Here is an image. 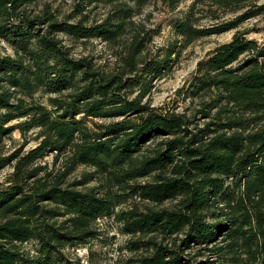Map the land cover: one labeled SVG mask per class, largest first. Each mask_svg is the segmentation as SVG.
<instances>
[{
    "label": "trees",
    "instance_id": "obj_1",
    "mask_svg": "<svg viewBox=\"0 0 264 264\" xmlns=\"http://www.w3.org/2000/svg\"><path fill=\"white\" fill-rule=\"evenodd\" d=\"M36 1L0 0V39L14 52L0 55V172L13 168L0 185V264H82L69 251L97 238L103 218L129 235L120 264H264V42L237 30L173 99L152 102L187 47L264 3L194 0L151 54L157 31L132 18L152 0H89L110 7L91 19L77 4L76 22L33 13ZM61 33L102 41L116 63L77 59ZM15 129L36 130L37 144L7 153Z\"/></svg>",
    "mask_w": 264,
    "mask_h": 264
},
{
    "label": "rangeland",
    "instance_id": "obj_2",
    "mask_svg": "<svg viewBox=\"0 0 264 264\" xmlns=\"http://www.w3.org/2000/svg\"><path fill=\"white\" fill-rule=\"evenodd\" d=\"M193 1L194 0H181L175 9H171L162 0H152L143 8L141 14L137 15H143L144 19L141 22H145V25L148 28L157 31V35L149 46L151 54H154L158 48L154 44V41L157 38H160L163 41L161 46H166L168 43L175 40L173 22L176 19L185 18ZM77 4L83 6L84 13L89 14L91 19L102 17L110 7L103 2H99L98 4L89 3V0H37L34 5L30 6V10H32L33 13L38 14L43 9L47 8L56 14L60 20L65 19L68 22H76L77 17H79L77 16ZM146 8H151L152 11L145 14ZM231 18H233V14H226L221 17V20H229ZM210 23H213V21L204 18L198 24L209 25ZM237 30L243 32L247 31L249 32L247 34L249 38L264 42V12L257 17L247 20L237 29L200 38L187 47L183 51L180 62L176 65L173 73L158 82L156 90L152 95V102L154 105L161 106L173 99L175 97V92L178 89L175 88L173 91L174 85L179 82L182 86L196 69L198 61L206 57L210 50L216 48L222 43L230 41ZM61 37H63L64 41L69 44L68 47L73 56L75 55L77 57L80 55L92 54L103 56V60H108L109 62H112L113 58H115L112 54V48L108 47L100 40H91L87 44H81L79 41L71 40L68 36H65L64 33H61ZM154 48L155 51H153ZM0 50L2 53H7V49L3 46ZM97 60L100 59L97 58ZM193 64H195L194 69H192ZM47 98V95H41L40 93L36 95V99H39L44 104H48ZM158 99L160 100L159 104H157ZM23 120L24 119L14 120L11 124H18ZM35 134L36 130H32L27 133V137H24L18 129H15L12 136L7 138L5 142L6 152L11 153L20 148L23 150H29L34 147L37 144V141L34 140ZM44 162H48L51 166L53 164V155L48 156ZM8 169L13 171L12 166H9L0 172V174L5 175V179L3 182H0V185H6V178L12 172L6 171ZM82 170L83 167H80L71 178L80 176ZM98 226L100 229V235L97 238L90 240L85 245L71 248L69 253L73 257H76L78 256V251L86 249L87 253L85 256H78L81 259L82 264H84L85 260H87L89 264V258L93 259L95 264L122 263L130 254L125 248L129 235H126L121 231V225L116 222L114 218H103L99 221ZM25 246L32 250V252H35L36 242L31 240L26 242ZM125 253L128 254L127 257L125 256Z\"/></svg>",
    "mask_w": 264,
    "mask_h": 264
},
{
    "label": "clouds",
    "instance_id": "obj_3",
    "mask_svg": "<svg viewBox=\"0 0 264 264\" xmlns=\"http://www.w3.org/2000/svg\"><path fill=\"white\" fill-rule=\"evenodd\" d=\"M261 3H264V0H261ZM150 11H152L151 8H146V9H145V14H147V12H150ZM132 19H133L136 23H140V22L144 19V16H143V15H141V16H134ZM162 43H163V41H162L160 38H157V39L154 41V44H155L156 47H160V46L162 45ZM0 45H2L4 48L7 49V53H2V52H0V55H3V54H9V55H13V56H14L13 49H12L11 47H9V46L5 43L4 40L0 39ZM153 51H155V48L153 49ZM76 58L79 59V57H76ZM112 63H113V64L116 63L115 58H113ZM194 68H195V64L192 65V69H194ZM190 71H191V69H190ZM179 87H181V84H180L179 82H177V83L174 85V87H173V91L175 90V88H179ZM129 99H134V97H129ZM159 103H160V100L158 99V100H157V104H159ZM154 106H155V105H154ZM33 146H34V145H33ZM6 171L10 172V171H12V170H11V169H8V170H6ZM4 179H5V175H4V174H0V182H3ZM86 253H87V250L85 249V250H83V251H78L77 254H78V256L83 257V256H85ZM31 255H32V256H35L36 253H35V252H32ZM127 255H128V254L125 253V256H126V257H127ZM84 264H88L87 260L84 261Z\"/></svg>",
    "mask_w": 264,
    "mask_h": 264
}]
</instances>
